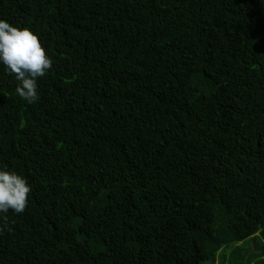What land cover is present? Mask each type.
Returning <instances> with one entry per match:
<instances>
[{
  "label": "trees",
  "instance_id": "obj_1",
  "mask_svg": "<svg viewBox=\"0 0 264 264\" xmlns=\"http://www.w3.org/2000/svg\"><path fill=\"white\" fill-rule=\"evenodd\" d=\"M0 19L53 61L32 104L0 63V169L31 188L0 213V264L264 253V0H0Z\"/></svg>",
  "mask_w": 264,
  "mask_h": 264
},
{
  "label": "clouds",
  "instance_id": "obj_2",
  "mask_svg": "<svg viewBox=\"0 0 264 264\" xmlns=\"http://www.w3.org/2000/svg\"><path fill=\"white\" fill-rule=\"evenodd\" d=\"M0 63L19 81L17 95L29 104L37 102V78L43 77L53 65L39 37L28 27H14L0 19ZM30 191L26 178L0 169V213L6 214L9 210L23 213ZM0 221L7 224V216H0Z\"/></svg>",
  "mask_w": 264,
  "mask_h": 264
},
{
  "label": "rangeland",
  "instance_id": "obj_3",
  "mask_svg": "<svg viewBox=\"0 0 264 264\" xmlns=\"http://www.w3.org/2000/svg\"><path fill=\"white\" fill-rule=\"evenodd\" d=\"M243 244H245V245H244L242 253L245 255L246 258L252 257L250 255H253V254L259 255L261 253V251H262L261 246L258 244V242L256 241L255 238H250L247 242L240 243V245H243ZM223 249L222 250L224 251L225 255H228L230 249L229 248L228 249L223 248ZM257 260H264V253L260 254L257 257H254L252 259L251 264H256ZM217 262L218 261H217V258H216L213 264H217Z\"/></svg>",
  "mask_w": 264,
  "mask_h": 264
}]
</instances>
